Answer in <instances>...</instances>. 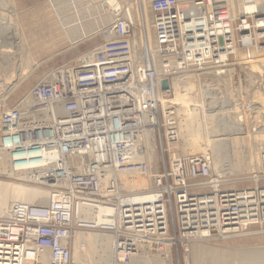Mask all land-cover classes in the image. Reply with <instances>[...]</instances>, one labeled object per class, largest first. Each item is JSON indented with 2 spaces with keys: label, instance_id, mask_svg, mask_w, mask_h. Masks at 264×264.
Segmentation results:
<instances>
[{
  "label": "built area",
  "instance_id": "1",
  "mask_svg": "<svg viewBox=\"0 0 264 264\" xmlns=\"http://www.w3.org/2000/svg\"><path fill=\"white\" fill-rule=\"evenodd\" d=\"M127 1L89 60L54 68L12 105L0 96V150L13 177L48 191L45 204L16 201L0 216V264H86L73 254L79 230L110 233L118 260L168 247L180 264L179 245L185 259L184 243L220 241L264 223V151L248 174L253 186L224 188L205 134L190 152L181 149L182 118L200 115L205 124V105L177 102L175 89L191 76L201 91L212 73L248 72L251 51H264V8L147 0L152 36L136 57L141 21L124 14ZM148 137L157 169L143 159ZM125 175L148 176L151 185L127 189ZM99 208L110 210V223L82 215Z\"/></svg>",
  "mask_w": 264,
  "mask_h": 264
},
{
  "label": "rangeland",
  "instance_id": "2",
  "mask_svg": "<svg viewBox=\"0 0 264 264\" xmlns=\"http://www.w3.org/2000/svg\"><path fill=\"white\" fill-rule=\"evenodd\" d=\"M118 1L119 5H124L126 2V0ZM127 2L132 14L135 17L133 20H135L134 22L137 24V20L140 18L139 15H141L140 9L143 7V4L141 5L142 2L140 0H128ZM108 6L109 4L107 3V0H0V64L2 65L3 63V67L7 66L6 69L0 70V96L2 94H5L6 98L8 96L9 99L7 98V104H14L28 91L32 85L40 81L54 68L73 61L97 48L105 39V36L101 31H103L104 27L112 21L114 16L115 11L110 9L108 10ZM147 6L148 4L145 2L144 7H146L149 15ZM58 13L64 15V17L69 21L68 24L71 26H79L81 24L91 23L96 25V30L94 29L95 31L93 30L85 37L83 36L77 40H72L69 35L70 26L63 28V26L60 24ZM107 15H109L108 19H106ZM103 17H105V24L102 25L100 24L99 20ZM138 28L139 27L136 26L135 37L136 35L139 36L142 24L140 29ZM149 29L152 32L151 24ZM144 45L145 43L143 42L142 44H138L137 56H142L141 53ZM255 51L256 50L251 51L252 59L258 57L259 54L264 53V51ZM23 70H29V74L24 79L22 78L20 81H18L19 83H17V86L14 87V85L11 84L8 86L9 88L6 87L7 90H12L11 92L8 93L7 91H4V88L7 85L6 82L10 79L11 81H14L11 77L13 76V73H16L17 71L21 72ZM7 72L9 74L5 75ZM191 77L193 78L189 82L183 81L181 79L179 80L180 86H178L179 88L176 91L177 102L184 103L186 101H193L195 104H197L196 101L200 100L201 97L196 99L195 95L197 94L194 95L193 92L199 93L201 96L202 90L200 91L199 84L197 83V80L195 81L194 79L196 77ZM235 81L238 82V78H236ZM182 88L187 91L183 93L181 90ZM10 94L11 96H9ZM225 95L226 103H228L227 92H225ZM199 102H201V100ZM204 105V112L207 110V108L211 107L210 104ZM231 105L230 109L227 105L226 112L229 118L227 116L226 122L229 126L228 133L230 137H233L236 131L232 124L233 114ZM254 105L255 108H253V116L255 115V117L253 119V126L251 125L248 127V124L246 125L247 122L244 123V128L246 130L245 141L239 143V148L234 151L226 152V150L221 158L222 161L219 163V170L217 173L220 172L219 175L222 177L224 188H246L254 185V181L248 175L250 170L247 171L244 169V166L248 163L247 152L251 151V144L255 149H260L261 151L259 150V152L262 153L264 151V145H262L259 141H252V139L248 136L249 134H247L250 127H252V129H255V127L256 129H264V112H261L258 104ZM242 109L246 111L245 105H242ZM258 110L260 112H257ZM193 118L194 115H190V119ZM245 118L243 119L246 121L247 118ZM182 119L184 120L185 116ZM261 124L262 127H260ZM182 126L185 127V124H182ZM195 126L196 125H191V127L194 128ZM209 129L210 130L207 132L205 130V138L207 140L206 148L210 151L212 161L215 162L216 151L214 149L215 147H213V139L215 137L221 136V134L218 133V131H216L212 125H210ZM192 132L194 131L192 130ZM194 134L197 135V132ZM196 135H194L192 139L190 138L187 140L184 138L183 143L187 148L189 147V144H191V149L196 147V144H198L199 140L196 138ZM231 142L232 147H234L233 141ZM261 145L263 147H260ZM143 159H145V155ZM157 162V150H155L151 164H153V167L156 169ZM225 163H227V166H225ZM13 176L14 175L7 173L0 174V180L7 183L21 185L26 189H45L40 186H34L15 180ZM129 189L140 190L132 187ZM193 242L194 244L190 246L191 248L189 247V250L192 253L191 259H193V264H240L238 259V251L236 250L237 247L248 246L249 248L261 245L264 246V223L251 225L244 234L224 240L215 242L192 241V243ZM179 249L180 264H188L182 257L181 245H179ZM174 264H177V262L174 261Z\"/></svg>",
  "mask_w": 264,
  "mask_h": 264
},
{
  "label": "bare ground",
  "instance_id": "3",
  "mask_svg": "<svg viewBox=\"0 0 264 264\" xmlns=\"http://www.w3.org/2000/svg\"><path fill=\"white\" fill-rule=\"evenodd\" d=\"M140 1L142 2L141 5L143 4V7L141 8L142 10L141 15H139L140 16L139 20L141 21L142 28L139 36L136 35V37L133 38V48L136 57H139V55L137 56L138 44H142V42L146 44L145 41H149V39L152 36V32L149 29V26L151 24V16L150 13L148 15V11L146 10V7H144L145 2H147V0L146 1L140 0ZM230 2L234 12L237 9L240 10L241 12L243 11L253 12L254 10H262L264 8L263 5L264 0H244V1L230 0ZM107 3L109 4L108 10L110 9L115 11L117 10L118 7L121 6V4L119 5L118 0H107ZM124 11H125L124 14L127 17H130L131 19H135L129 7L127 8L125 7ZM58 16H59L60 24L63 26V28L70 26L69 35L72 40H77L78 38H81L83 36L85 37L87 34L92 32L96 27L95 24H91V23L81 24L79 26H73V25L71 26L70 24H68L69 21L67 18L64 17V15L58 13ZM108 16L109 15L106 16V19H108ZM99 21L100 24L102 25L105 24V17H103ZM245 40H247V37H245ZM250 41L251 38L248 35V44L250 43ZM92 54L93 52L91 51L89 53H86L78 57L77 59L71 62L87 61L92 57ZM2 65L0 64V70L7 68V66L3 67ZM244 69L245 68L243 67H238L236 69L227 68L219 72L212 73V75L209 78V82L205 86V90H202L201 92V96L199 95V93L193 92L194 95L197 94L195 95L196 99L201 97L200 100L203 104H207V105L210 104L211 106L210 107L211 109L207 108V110L204 112L205 114L204 116L206 120L205 124L199 122L198 119L200 115L198 116L194 115L193 119H190V116H188V118H185L183 120L184 121L183 124H185V127L182 126L183 127L182 130L185 133L183 140L184 138H186L187 140L190 138L192 139L193 136L196 135L194 134L196 132H197L196 138L198 139L202 138V135L205 134V130L206 132L210 130L209 129L210 125H212L213 128H215V130L221 134V136L215 137L213 139L214 141L213 147H215L214 149L216 151L215 152L216 161L215 162L212 161V165H213L212 168L215 173H217V171L219 170L218 169L219 163L220 161H222L221 158L224 152L226 150H227L226 152L236 150L237 148H239L238 144L245 141L246 130L244 128V123L247 122L246 125L248 124V127L254 123L253 121L255 117V115L253 116V108H255L254 104H258L261 112H264V53H261L255 59H251L248 61V72H246ZM235 70H239V71L243 70V71H240V73L232 74L231 72ZM7 74L9 73L7 72L5 75ZM28 74H29V70H23L21 72L17 71L16 73H13V76L11 77L12 80L14 81H11V79L7 81L6 82L7 85L5 86L4 91H7L8 93L11 92L12 90H7L6 87L9 88L8 86L11 84L14 85V87L17 86V83H19L18 81H20L22 78L24 79ZM236 78H238V82L235 81ZM179 80H176L175 82L176 91L179 88L178 86H180ZM181 90L183 91V93L187 91L184 88H182ZM225 92H227L228 103H226ZM1 96L5 98L6 95L2 94ZM9 96H11V94ZM230 98H231V102H230ZM227 105L229 109H230V105L232 108V114H233L232 124L234 126L233 128L236 131L233 137H230L228 133L229 126L226 122L228 116L226 112ZM242 105H245L246 111L242 109ZM257 112L260 111L258 110ZM245 117L247 118L246 121L243 119ZM191 125H196V126L194 128L191 127ZM260 127H262V124ZM189 129L193 130L194 132L190 131ZM257 129L256 127L255 129L254 128L252 129V127H250L248 129L247 134H249L248 136L252 139V141L256 140L259 141L262 145H264V129L263 128H260L258 130ZM231 141H233L234 147H232ZM145 143L147 148L145 153V159L147 162L152 163L153 154L154 151L156 150L155 142L152 137H148L145 138ZM181 144H182L181 149L184 153L190 152L192 150L191 144H189L188 148L183 142ZM262 145L260 147H263ZM250 150H251L250 152L249 151L247 152L248 163L244 166V169L247 171L248 170L254 171L257 169V165L260 162L261 152H259L260 149L259 150L255 149L252 144ZM157 159H158V155H157ZM225 164L224 165L227 166V163ZM6 173L14 175L13 170L10 168L8 164L6 155L3 153V151L0 150V174H6ZM217 174H220V172ZM122 179L125 184V188L127 189L131 187L136 189H144L151 185V180L148 176L125 175L122 177ZM47 197H48L47 189H37V188L26 189L21 185L14 183L13 184L7 183L0 180V216H7L10 214L11 205L13 202L22 201L29 204L43 205L46 203ZM82 215L85 218L92 219L97 224L110 223L112 221L111 212L108 209L99 208L94 210H84ZM91 231L102 232L96 230L75 231V236L73 240L74 257L84 260L86 264H174L171 259L170 251L168 247H166L165 251L161 254H155L145 251L139 256L130 257L129 260L124 259L122 256H120V260H118L117 258L118 256H116V252L113 249V238L110 235V233L108 234L95 233ZM192 244H194V242L183 244L186 250L184 258L188 264H193L192 263L193 259H191L192 253L189 250ZM236 250L238 251V259L240 264H258V263L264 264L263 245L256 247H249V248L248 246L246 247L239 246L236 248Z\"/></svg>",
  "mask_w": 264,
  "mask_h": 264
},
{
  "label": "water",
  "instance_id": "4",
  "mask_svg": "<svg viewBox=\"0 0 264 264\" xmlns=\"http://www.w3.org/2000/svg\"><path fill=\"white\" fill-rule=\"evenodd\" d=\"M167 87V81L166 80H163L162 81V88H166Z\"/></svg>",
  "mask_w": 264,
  "mask_h": 264
}]
</instances>
